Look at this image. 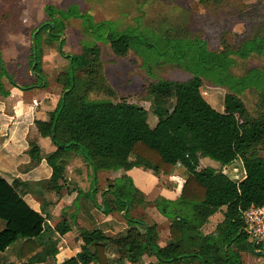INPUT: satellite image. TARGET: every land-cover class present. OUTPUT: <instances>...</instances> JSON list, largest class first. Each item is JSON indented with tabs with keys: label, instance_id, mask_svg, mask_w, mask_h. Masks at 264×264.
Returning a JSON list of instances; mask_svg holds the SVG:
<instances>
[{
	"label": "trees",
	"instance_id": "obj_1",
	"mask_svg": "<svg viewBox=\"0 0 264 264\" xmlns=\"http://www.w3.org/2000/svg\"><path fill=\"white\" fill-rule=\"evenodd\" d=\"M45 12L51 23L39 28L30 54L32 70L42 87L48 84L43 76V51L38 37L46 31L51 38L60 37L66 20L80 19L88 31L107 35L118 57L138 49L130 33H109L106 23L94 25L77 6L62 10L48 5ZM64 45L62 41L59 46L62 56H66ZM254 53H264V37L247 42L237 52H229L241 59ZM227 56L228 53L208 54L203 41H198L191 61L221 67ZM66 57L67 71L58 77L63 86L61 100L48 120L34 122L40 138L55 148L44 156L42 147L31 141L28 154L32 165L46 161L52 170L50 179L44 182L46 189L60 198L70 193L64 160L74 153L92 167L94 177L99 171L130 172L134 168L167 177L177 168H183L189 177L176 201L153 203L170 221L171 242L161 247L159 225L141 218H132L129 229L115 236L99 228L90 230L81 220L73 226L63 220L53 230L49 229L51 216L42 209L34 210L0 173V255L21 242L20 256L27 260L24 264H45L60 252L54 237H64L76 229L81 251L62 264H244V255L264 258V241L257 244L253 241L243 219L244 212L264 207V157L261 156L264 151V74L250 71L237 84L259 91L257 117L250 115L235 94L225 97L223 112L216 110L204 95V83L198 74L187 82L151 84L148 91L152 112L157 118L151 127L149 111L115 100V92L104 76L99 48H85L82 54ZM3 77L14 82L0 63V80ZM34 88L29 85L23 90ZM92 93L106 99L92 100ZM205 158L222 167L235 166L236 161L241 160L246 177L235 182L214 168L200 170ZM236 171L239 172V168ZM95 179L91 192L83 194L79 188L74 191L79 197L85 195L99 210L125 213L127 218L136 203L137 189L132 179L121 178L103 192L102 208L96 200ZM113 204L116 209H112ZM223 209V222L213 233L206 234L205 226ZM108 248L117 252V261H110Z\"/></svg>",
	"mask_w": 264,
	"mask_h": 264
},
{
	"label": "rangeland",
	"instance_id": "obj_2",
	"mask_svg": "<svg viewBox=\"0 0 264 264\" xmlns=\"http://www.w3.org/2000/svg\"><path fill=\"white\" fill-rule=\"evenodd\" d=\"M48 5L62 10L77 6L80 13L86 19L91 20L94 25L106 23L109 26V33H130L129 36L136 40L139 49L131 50L125 57L116 56L107 40V35H101L100 32L93 30L88 31L87 26L80 19L64 21L65 29L60 37L51 38L49 32H44L37 40L38 45H42L44 71L49 74L48 79H46V74L43 76H45L48 89H50L48 93L51 92L50 96L55 95L57 100L63 95V86L59 83L58 77L67 71L69 61L66 56L82 54L85 48L97 47L101 51L100 58L104 76L115 92V100L137 105L149 111L151 127L156 124L157 118L152 112L149 86L159 81L187 82L196 74L202 77L203 93L216 110L223 112L225 97L228 94H235L245 104L252 117L258 116L260 110L259 91L254 87L237 84L241 79L247 77L250 71H259L264 74V53L262 55L254 53L247 59H241L229 52H237L247 42L264 37V0H14L16 11L12 17L13 21L19 22V26L23 25L24 28L27 25L30 26V32H32L34 28L44 23H51L45 12ZM19 33L18 30L14 35H20ZM62 41L65 42L63 51L66 56L59 53ZM198 41H203L208 54L228 53L224 65L208 67L205 64L192 63L191 56ZM32 47H34L33 44ZM3 52L4 47L0 42V63L5 66L13 80H19L16 64L10 59L8 60L9 57ZM49 54L51 57L47 56ZM29 74L26 70L29 81L41 85V82L33 75L32 66ZM90 98L92 100L106 99L105 96L97 93H92ZM38 113L39 116L42 115L39 111ZM27 140L28 151L31 141L39 144L40 136L36 126L31 129ZM44 141L43 154L47 156L54 149L49 150L51 144ZM28 151L29 162L19 168L21 171L39 167V165H32ZM261 156L264 157V151L261 152ZM64 162L65 177L69 183L70 193L63 197L72 201V209L75 208L69 221L74 223L81 220L88 225L94 223L97 228H101L108 235L112 229L115 232L121 229L120 225L125 226L126 229L121 232L124 233L129 229V221L132 218H141L149 223H156L155 219L161 213L153 206V203L175 202L181 195L183 186L189 177L186 171L180 167L167 177L156 175L153 171L143 168H134L131 173L121 171L120 174L99 171L94 177L92 167L80 155L71 154ZM236 162L235 166L222 167L205 158L201 161L200 170L211 167L226 175H232L231 173L237 172L236 168H239L238 178L228 177H231L235 182H241L245 175L243 163L241 160ZM127 176L132 179L135 189H137L136 203L133 204V209L129 211L127 218L125 213L120 214L117 211L106 213L105 208L99 210L83 195L92 191L93 180L96 178L98 189L96 200L102 208L104 206L103 192ZM48 180L24 181L30 194L53 202L59 196L48 192L44 183ZM75 188L83 191L82 197H79L77 191H74ZM94 188L96 189L95 186ZM84 199L93 205L96 212L95 220L81 217L84 211L81 206ZM42 206H45V202L42 203ZM112 209H116L114 204ZM224 210L210 219L204 228L206 234L213 233L217 226L223 222ZM50 221L51 218L49 229L53 230L56 224ZM164 223L165 227H159L163 239L170 234V222L169 226L166 222ZM92 229L94 228L90 230ZM59 237L56 235L54 238ZM20 246L21 242H18L11 250L1 254L0 264L26 263L27 260H22L20 256ZM243 261L244 264H264V258H253L247 255L243 256ZM54 263L55 261L50 260L46 264Z\"/></svg>",
	"mask_w": 264,
	"mask_h": 264
},
{
	"label": "crops",
	"instance_id": "obj_3",
	"mask_svg": "<svg viewBox=\"0 0 264 264\" xmlns=\"http://www.w3.org/2000/svg\"><path fill=\"white\" fill-rule=\"evenodd\" d=\"M15 11L14 0H0V42L2 43V47H4L3 54L9 57L8 60L10 59L16 64L15 68H17V73L19 75V80L17 81L14 80V82H11L7 77H3L0 82L2 87L0 89V173L10 184L13 185L17 192L34 210L40 211L42 209L45 213L51 216L50 222L53 221L57 226L63 220L69 221V218L75 209H72V201L70 202L66 197H58L57 200L53 202L47 201L45 198H38L27 191V184L24 181L50 179L52 175L51 168L47 165L45 160H43L36 169H30L27 171L24 169L21 171L19 168H21L23 164L29 162L27 156V138L31 133V129L35 127L33 126L35 125V120H48V115L56 110L61 97L57 100L55 95L50 96L51 92L48 93V90H50L48 87L45 88L42 87V85H37V83L29 81L28 75H30L29 71L31 69L30 54L33 44L32 36H34L33 34H35V31H38L43 24L34 28L32 32H30V26L27 25L24 28L23 25L19 26V22L13 21L12 17L14 16ZM16 29L20 31V35H14V33H17L18 31ZM47 56L51 57V54ZM42 69L48 79L49 74L44 71L43 64ZM26 70L28 71V75H26ZM29 85H33L36 88L24 91L23 87ZM42 89L43 91H41ZM31 99L33 100L32 103ZM38 111L42 114L41 116H39ZM43 142L45 141L40 138L39 145L42 149H44ZM49 146V150L54 149L51 145ZM227 167H230V165ZM132 171H130V173ZM109 172H112V174H120L121 171H107L108 174ZM231 174L232 175L227 176L238 178L237 172H232ZM245 177L246 174L243 176V180ZM229 178L231 179V177ZM33 195L35 196V199L33 198ZM85 199L82 201L81 205L84 210L81 217L83 219L87 218L88 220H95L96 212L94 211V207L92 204L87 203V199ZM43 202H45L44 207L42 206ZM158 216L159 217L155 220L159 227H165L164 222L169 226L170 221L167 218L161 214ZM116 222L118 223V221ZM83 223L86 227L89 226V229L97 228L94 223H90L89 225L85 222ZM71 225L73 226V223H71ZM124 227V225H120L121 229L117 228L119 231L117 230V232H115V230L112 229L109 234L118 235L126 229ZM56 240L59 244L60 252L55 259L48 260L55 261L54 264H62L66 260L75 257L81 251L79 244L80 240L76 229L64 237L56 238ZM170 242V234L164 239L160 234L159 244L161 247L169 245ZM107 256L111 262L118 260L117 252L112 248H108Z\"/></svg>",
	"mask_w": 264,
	"mask_h": 264
},
{
	"label": "built area",
	"instance_id": "obj_4",
	"mask_svg": "<svg viewBox=\"0 0 264 264\" xmlns=\"http://www.w3.org/2000/svg\"><path fill=\"white\" fill-rule=\"evenodd\" d=\"M243 219L246 224V232L257 244L264 241V207L251 208L243 213Z\"/></svg>",
	"mask_w": 264,
	"mask_h": 264
},
{
	"label": "water",
	"instance_id": "obj_5",
	"mask_svg": "<svg viewBox=\"0 0 264 264\" xmlns=\"http://www.w3.org/2000/svg\"><path fill=\"white\" fill-rule=\"evenodd\" d=\"M40 32V29L37 31V33L34 34L33 36V45L35 47V40H36V37H37V34Z\"/></svg>",
	"mask_w": 264,
	"mask_h": 264
}]
</instances>
